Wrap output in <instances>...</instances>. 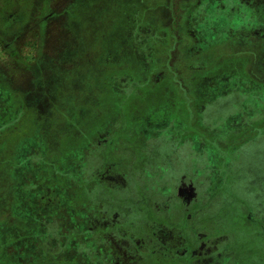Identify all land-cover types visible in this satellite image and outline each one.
Segmentation results:
<instances>
[{"label": "flooded vegetation", "instance_id": "obj_1", "mask_svg": "<svg viewBox=\"0 0 264 264\" xmlns=\"http://www.w3.org/2000/svg\"><path fill=\"white\" fill-rule=\"evenodd\" d=\"M148 30L132 29L125 58L108 60L93 108L68 104L60 120L0 139L4 264H264L262 206L239 234L198 221L236 151L264 134V80L240 68L247 57L197 59L187 86L171 67L176 47L161 64L168 37ZM237 90V113L207 124V106ZM11 97L0 91V138L27 113Z\"/></svg>", "mask_w": 264, "mask_h": 264}, {"label": "rangeland", "instance_id": "obj_2", "mask_svg": "<svg viewBox=\"0 0 264 264\" xmlns=\"http://www.w3.org/2000/svg\"><path fill=\"white\" fill-rule=\"evenodd\" d=\"M165 1L173 4L172 12L159 7ZM138 12L143 13L141 23L157 18L161 26L148 28L161 38L167 35L169 43L158 44L159 59L165 60L167 47H176L171 67L187 86L197 59L210 68L226 58L247 57L248 70L264 80V0H0V91H8L27 110L24 121L4 133L1 142L60 120L75 101L83 103L75 107L93 108L107 92L98 77L114 70L108 60L119 53L125 58L130 47L123 41ZM148 28L142 26L140 34L146 35ZM156 69L166 71L161 65ZM244 97L238 90L219 97L207 106L205 122L211 125L237 113ZM236 152L224 190L218 195L206 191L208 203L198 221L239 234L247 229V210H256L254 204L264 209V134ZM4 182L0 177V225L8 210L2 200Z\"/></svg>", "mask_w": 264, "mask_h": 264}, {"label": "trees", "instance_id": "obj_3", "mask_svg": "<svg viewBox=\"0 0 264 264\" xmlns=\"http://www.w3.org/2000/svg\"><path fill=\"white\" fill-rule=\"evenodd\" d=\"M157 8V6H155V9ZM143 13H141V12H138L137 13V15L138 16H136L138 19H136V25H135V27H133V29L134 28H137V29H139L140 31H141V29L140 28H142V26H145L146 28H148V27H150V25L151 24H154V25H156V26H161L159 23H158V21H156V17L155 16H150L149 17V19H147V21L146 22H143V23H141V21H140V15H142ZM154 18H156V19H154ZM154 27V26H153ZM155 28V27H154ZM165 28L166 27H164V28H162V29H164L165 30ZM156 30V29H155ZM164 30H162V32L163 33H167L166 31L164 32ZM157 31V30H156ZM129 38V36L127 37V39ZM130 43V41H128V43L127 44H129ZM240 58V56L239 57H232V58H226L225 59V64L227 65V63H232V61H234V60H237V59H239ZM240 66V68L242 69V70H244L245 71V73H246V76L247 77H252L251 75H253V73H251L249 70H248V62H247V65H239Z\"/></svg>", "mask_w": 264, "mask_h": 264}, {"label": "crops", "instance_id": "obj_4", "mask_svg": "<svg viewBox=\"0 0 264 264\" xmlns=\"http://www.w3.org/2000/svg\"><path fill=\"white\" fill-rule=\"evenodd\" d=\"M167 1L164 2L163 5H160L159 7L162 8L165 12L169 13V12H172L173 11V4L171 3L170 5L169 4V1H168V4L166 3ZM159 7H157L158 9H160ZM219 11L221 9V7H218L217 8ZM161 21V20H160ZM165 21V20H164ZM163 21V22H164ZM164 24H167L166 22ZM164 28V27H163ZM84 86V85H83ZM83 86L81 87L80 91L78 92L79 94H83L84 93V90H83ZM90 92L88 91L87 92V95L89 94ZM77 100H79V98H77ZM73 105H76V106H83V103L79 102V101H75V103ZM80 108V107H79Z\"/></svg>", "mask_w": 264, "mask_h": 264}]
</instances>
